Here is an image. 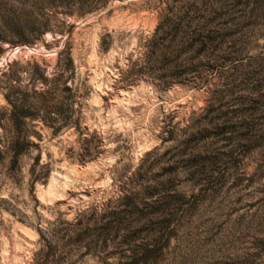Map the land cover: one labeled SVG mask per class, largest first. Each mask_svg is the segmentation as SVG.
<instances>
[{
	"label": "rangeland",
	"instance_id": "1",
	"mask_svg": "<svg viewBox=\"0 0 264 264\" xmlns=\"http://www.w3.org/2000/svg\"><path fill=\"white\" fill-rule=\"evenodd\" d=\"M175 15L197 45L148 59ZM19 24L49 30L14 45ZM64 49L75 114L61 92L0 155V264H264V0H0V75L66 84Z\"/></svg>",
	"mask_w": 264,
	"mask_h": 264
},
{
	"label": "trees",
	"instance_id": "2",
	"mask_svg": "<svg viewBox=\"0 0 264 264\" xmlns=\"http://www.w3.org/2000/svg\"><path fill=\"white\" fill-rule=\"evenodd\" d=\"M48 5H51L48 3ZM169 10V8H167ZM162 21L156 27L152 37L146 43L148 59L157 61L158 57H163L169 54L173 48L181 50H193L197 45L198 40L194 38L195 32H182V24L184 17L178 15L169 17L164 16ZM21 25V24H19ZM31 25H34L31 23ZM168 27H173L174 30L167 31ZM33 27L24 24V26L18 27V30L11 32L8 38L10 43L16 45L18 43H33L34 41L29 38V35L37 31L41 37L42 34L49 30L48 27L39 28V30H32ZM30 33V34H29ZM6 39V38H1ZM58 67L61 65V58H65V70L69 71L65 84V76L61 73L54 72L50 78L45 75V70L39 73H29L28 85L22 86L19 80V76L12 71L13 65H9L7 70H4L0 75V88L4 90V99L6 106L0 109V155H8L10 157V163L12 167H17L21 156L29 153L30 149L36 144L30 139L31 132L28 129V123L31 121L44 120V115H57L59 114L58 97L63 91H67L70 99L69 109L71 113L75 114L73 103H75L78 96L77 87V71L75 68L74 59L71 53L65 49L60 51ZM145 57V58H146ZM36 67L39 69L38 65ZM131 68H129L126 74H129ZM45 87L50 85L48 89H37V85ZM71 84V86H67ZM46 97L50 98L46 100ZM52 103V105H48ZM53 134L58 132V129H54ZM95 132L92 134V136ZM89 141L84 140L82 144V152L79 154V161L83 162L88 158H91L94 154L89 150ZM1 156V158H2ZM40 156L35 157L34 166L38 165ZM33 172V169H31ZM41 255L38 253L32 264H46L49 262V258L46 257L42 262ZM141 259H134L133 264L138 263ZM130 263V264H132Z\"/></svg>",
	"mask_w": 264,
	"mask_h": 264
}]
</instances>
